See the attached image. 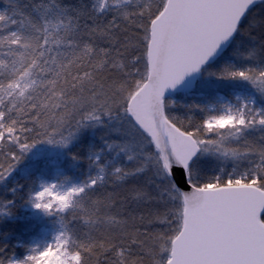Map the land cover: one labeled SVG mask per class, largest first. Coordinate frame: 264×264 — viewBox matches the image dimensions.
Returning <instances> with one entry per match:
<instances>
[{
	"label": "snow or ice",
	"instance_id": "snow-or-ice-1",
	"mask_svg": "<svg viewBox=\"0 0 264 264\" xmlns=\"http://www.w3.org/2000/svg\"><path fill=\"white\" fill-rule=\"evenodd\" d=\"M0 264H264V0H0Z\"/></svg>",
	"mask_w": 264,
	"mask_h": 264
}]
</instances>
